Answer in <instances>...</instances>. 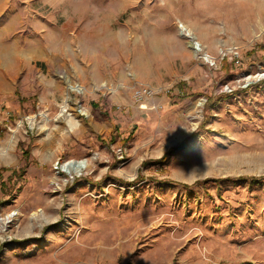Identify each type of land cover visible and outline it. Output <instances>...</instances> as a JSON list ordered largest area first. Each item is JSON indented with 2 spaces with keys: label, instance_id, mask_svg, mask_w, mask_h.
<instances>
[{
  "label": "rangeland",
  "instance_id": "1",
  "mask_svg": "<svg viewBox=\"0 0 264 264\" xmlns=\"http://www.w3.org/2000/svg\"><path fill=\"white\" fill-rule=\"evenodd\" d=\"M263 69L264 0H0V264H264Z\"/></svg>",
  "mask_w": 264,
  "mask_h": 264
},
{
  "label": "bare ground",
  "instance_id": "2",
  "mask_svg": "<svg viewBox=\"0 0 264 264\" xmlns=\"http://www.w3.org/2000/svg\"><path fill=\"white\" fill-rule=\"evenodd\" d=\"M181 32L184 33V34H188L190 35L191 37V40L190 42H192V45L200 50L204 49L205 48V45L197 38L196 34L190 29L188 28L186 25H181ZM195 42H197V46L195 44ZM198 45H200V48H198ZM264 70H261L259 71L258 74H249L247 76V80H250V79H258L261 75L264 74L263 72ZM67 77V80L70 81V78ZM6 82L4 79H1L0 77V85H4ZM73 88H76L77 90L81 89L82 86L79 85V84H71ZM70 85V86H71ZM64 110H67V109H64ZM83 113L87 114L88 111H82ZM72 113L69 112V115H71ZM69 122V129H72L74 128V126L76 125L75 122H73L70 118L68 120ZM15 145H16V141H15V138L13 139H10L8 140V142L6 143V145L2 148H0V161H5L7 163H10L13 159V154H14V149H15ZM72 165L71 167V173H73L74 171L78 173H80V171L85 168L87 166V161L85 159H82V160H77V161H74V163H70ZM18 211H13V212H10L7 216L5 217H2L0 219V223H1V227L4 228L6 225H7V222L10 221L12 219V217H14L15 214H17ZM34 215L36 216V212L34 213ZM45 216V215H44Z\"/></svg>",
  "mask_w": 264,
  "mask_h": 264
},
{
  "label": "built area",
  "instance_id": "3",
  "mask_svg": "<svg viewBox=\"0 0 264 264\" xmlns=\"http://www.w3.org/2000/svg\"><path fill=\"white\" fill-rule=\"evenodd\" d=\"M197 43V42H196ZM200 47V46H199ZM264 70V69H263ZM264 72V71H263ZM259 73V72H258ZM257 73V74H258ZM262 77H264V74L263 75H261L258 79H256V80H259V79H261ZM246 79H247V77H246ZM255 80L254 79H250V80H247V84H245V85H249L250 83H252V82H254ZM140 87V94H141V98H143V99H145V97L147 96L148 97V95L149 94H151V92L149 91V88L148 87H145V86H139ZM80 90V89H79ZM81 91V90H80ZM139 94V95H140ZM146 97V98H147Z\"/></svg>",
  "mask_w": 264,
  "mask_h": 264
}]
</instances>
